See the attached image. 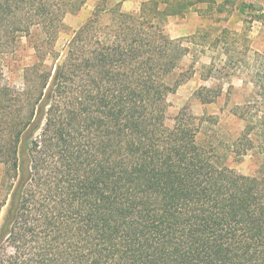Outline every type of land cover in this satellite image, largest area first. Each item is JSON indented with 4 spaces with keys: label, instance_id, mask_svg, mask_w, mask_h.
I'll use <instances>...</instances> for the list:
<instances>
[{
    "label": "trees",
    "instance_id": "1",
    "mask_svg": "<svg viewBox=\"0 0 264 264\" xmlns=\"http://www.w3.org/2000/svg\"><path fill=\"white\" fill-rule=\"evenodd\" d=\"M86 1L0 0V61L22 38L33 51L20 86L0 70V264H264V178L218 164L187 106L167 123L187 47L166 19L214 0H96L57 48ZM257 107L230 108L237 158L264 149Z\"/></svg>",
    "mask_w": 264,
    "mask_h": 264
},
{
    "label": "rangeland",
    "instance_id": "2",
    "mask_svg": "<svg viewBox=\"0 0 264 264\" xmlns=\"http://www.w3.org/2000/svg\"><path fill=\"white\" fill-rule=\"evenodd\" d=\"M221 1L202 2L194 7L196 9L192 8L182 16L173 15L166 19L165 32L187 47L186 55L172 75L174 79L176 74L182 72L187 79L167 96V123L172 122V117L181 107L187 106L193 115L204 120L197 139L199 143L215 148L218 164L236 173L262 179V147L256 144L241 158L231 152L230 144L244 123L230 113V108L235 103L248 100L255 114V122L262 114L257 106L261 102L264 107V89L261 91L260 87L261 77L264 79V0H230L222 11H218ZM95 2L87 0L78 12L66 14V27L58 36L57 48H61L71 33L87 19ZM19 41L14 54L0 61L2 80L16 87L21 85L22 68L32 60L33 55L26 38ZM203 86L219 94L215 102L203 104L194 96V92ZM209 116L216 121L209 119ZM253 132L251 136L255 138L258 132L256 125ZM3 214L4 208L0 213V221Z\"/></svg>",
    "mask_w": 264,
    "mask_h": 264
},
{
    "label": "crops",
    "instance_id": "3",
    "mask_svg": "<svg viewBox=\"0 0 264 264\" xmlns=\"http://www.w3.org/2000/svg\"><path fill=\"white\" fill-rule=\"evenodd\" d=\"M119 1L121 2L122 10L127 11V12H132V11L135 12V10L139 8V4L145 0H119Z\"/></svg>",
    "mask_w": 264,
    "mask_h": 264
}]
</instances>
